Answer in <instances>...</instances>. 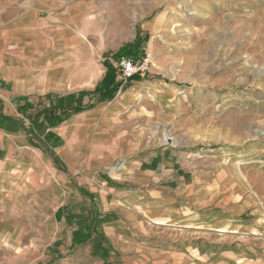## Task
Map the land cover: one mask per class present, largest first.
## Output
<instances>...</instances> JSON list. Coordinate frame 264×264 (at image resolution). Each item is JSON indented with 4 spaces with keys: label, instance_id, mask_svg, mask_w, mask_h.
Returning <instances> with one entry per match:
<instances>
[{
    "label": "rangeland",
    "instance_id": "374dc122",
    "mask_svg": "<svg viewBox=\"0 0 264 264\" xmlns=\"http://www.w3.org/2000/svg\"><path fill=\"white\" fill-rule=\"evenodd\" d=\"M90 1L104 58L149 37L152 66L131 102L165 153L151 163L164 201L138 214L118 195L132 188L125 161L73 173L23 132L0 131V264H264V0ZM85 183L117 192L101 216L107 258L95 236L68 241L92 216Z\"/></svg>",
    "mask_w": 264,
    "mask_h": 264
},
{
    "label": "crops",
    "instance_id": "0c3cea01",
    "mask_svg": "<svg viewBox=\"0 0 264 264\" xmlns=\"http://www.w3.org/2000/svg\"><path fill=\"white\" fill-rule=\"evenodd\" d=\"M93 11L90 0H0V131L23 132L32 146L47 149L60 166L73 173L83 170L100 175L102 169L125 161L118 167L119 172L132 188L118 195L133 211L141 214L142 210L147 217L153 216V206L164 201L167 189L156 186L160 175L152 170L151 163L161 161L165 153L158 156L155 126L145 117L135 120L137 110L131 100L137 86L130 85L134 78L122 83L113 100L100 102L49 129L59 137L55 143H45L40 137L30 136L27 132L29 122L18 111L19 104L35 98L64 97L95 90L107 71V58L103 55L108 52V47L100 37L97 44L93 42ZM109 61L116 68L115 62ZM116 70L118 78L122 79ZM176 158L177 153L174 154ZM169 180L172 181V177ZM109 189L103 193L93 190L87 183L80 187L91 201L92 214L104 215L103 211L109 207L108 198L112 192L117 194ZM146 202L148 206L142 207L141 204ZM62 208L58 209L60 214ZM166 209L171 213L173 207ZM91 222L90 218L87 224L91 225ZM105 222L104 219L97 232ZM69 224L78 226L72 220ZM76 230L74 228L68 237L71 246L90 241L74 243ZM99 233L106 237L103 231ZM93 236L96 237V233ZM106 239L110 254L113 245ZM95 243L92 242L93 252L98 256L94 251ZM106 262L104 260V264Z\"/></svg>",
    "mask_w": 264,
    "mask_h": 264
},
{
    "label": "trees",
    "instance_id": "16d2710c",
    "mask_svg": "<svg viewBox=\"0 0 264 264\" xmlns=\"http://www.w3.org/2000/svg\"><path fill=\"white\" fill-rule=\"evenodd\" d=\"M148 39V35L145 37L141 36V34L137 35L134 42L124 45L117 53H113V58L120 59V56L142 57L145 54L144 48ZM105 66L107 69L105 76L98 83L95 90L91 92H78L64 97L49 95L19 104L18 111L29 122L28 134L40 137L45 143L58 142L59 137L48 131L49 129L62 125L72 115L91 109L100 102L113 100L118 94L123 81L118 78L116 68L108 59L105 61ZM137 77L139 76L134 77V79ZM101 216L100 213L94 212L91 216V225L86 224L85 227L77 229L74 233V243L85 242L96 233L97 241L94 251L99 256L107 258L110 250L109 242L102 233L97 232V228L104 220ZM105 264L110 263L106 262Z\"/></svg>",
    "mask_w": 264,
    "mask_h": 264
},
{
    "label": "built area",
    "instance_id": "2783aa9c",
    "mask_svg": "<svg viewBox=\"0 0 264 264\" xmlns=\"http://www.w3.org/2000/svg\"><path fill=\"white\" fill-rule=\"evenodd\" d=\"M123 83L136 76H144L152 66V59L149 52H145L142 57H121L115 62Z\"/></svg>",
    "mask_w": 264,
    "mask_h": 264
}]
</instances>
